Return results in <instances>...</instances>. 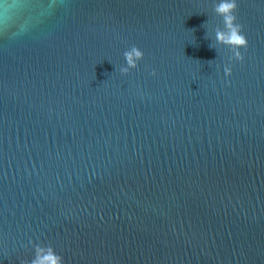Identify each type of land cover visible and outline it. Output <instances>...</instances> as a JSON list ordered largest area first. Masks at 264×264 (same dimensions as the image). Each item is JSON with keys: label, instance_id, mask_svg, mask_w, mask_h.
<instances>
[{"label": "water", "instance_id": "obj_1", "mask_svg": "<svg viewBox=\"0 0 264 264\" xmlns=\"http://www.w3.org/2000/svg\"><path fill=\"white\" fill-rule=\"evenodd\" d=\"M5 2L0 264H264V0Z\"/></svg>", "mask_w": 264, "mask_h": 264}, {"label": "clouds", "instance_id": "obj_2", "mask_svg": "<svg viewBox=\"0 0 264 264\" xmlns=\"http://www.w3.org/2000/svg\"><path fill=\"white\" fill-rule=\"evenodd\" d=\"M237 6L238 0H215L213 10L217 16L222 18L223 28L217 30V42L224 44L232 54L235 60H241L240 49L247 48V39L242 31V26L237 22ZM19 5L7 3L0 0V26L6 27L11 18L15 15ZM144 53L135 45L130 46L123 52L124 66L120 68L122 74H127L130 69L137 67L139 61L143 59ZM230 68H225L228 74ZM43 250L42 254H48V260L55 258V264H64L63 257L56 252L50 245L40 243L33 245L32 257L29 264H37V256L39 250ZM47 264V262H46Z\"/></svg>", "mask_w": 264, "mask_h": 264}]
</instances>
